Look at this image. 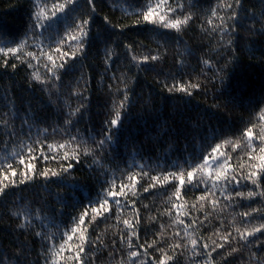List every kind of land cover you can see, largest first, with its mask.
Wrapping results in <instances>:
<instances>
[{"label":"snow or ice","instance_id":"1","mask_svg":"<svg viewBox=\"0 0 264 264\" xmlns=\"http://www.w3.org/2000/svg\"><path fill=\"white\" fill-rule=\"evenodd\" d=\"M85 4L88 8L77 12L78 0H31L30 22L22 36L12 37L0 24V72L7 75L9 70L16 73L24 68L29 86L40 85L49 103L55 97L59 108L52 123L51 115L34 109L31 102L20 116L10 88L0 96V136L4 137L0 197L37 175L44 178L45 189L53 182L64 189L55 194L59 208L48 203L50 190L35 210L23 197L4 204L0 222L7 217L9 223L0 232L15 239L9 240L10 248L0 244V264H180L181 257L188 264H264V83L258 92L240 85L233 88L228 72L239 60L241 32L247 34L243 51L252 59L259 53L264 66V0H259V8H247L246 0H218L200 15L191 10L195 0L187 6L184 0H145L132 10L134 24L151 25L156 35L174 43L175 64L167 72L163 65L168 47L163 45L137 55L133 45L124 44L127 55L113 67L121 59L120 45L113 46L115 33L109 28L118 26L104 16L100 30L93 34L96 3L85 0ZM123 10L127 14L128 9ZM197 22L206 42L193 49L183 36ZM101 45V86L110 81L106 87L111 97L109 118L99 131L82 130L79 125L90 121L91 115L90 78L81 71V62ZM197 51L201 55L189 71V60L196 58ZM147 71L163 77L156 83L170 96L181 94L177 99L190 100L201 93L207 97L215 89L213 102L204 109L207 116L175 128L166 122L155 125L152 149L164 163H149L152 157L144 153L145 145L132 137L136 148L132 162L121 168L119 155H112L105 168L103 158L113 144L120 143L137 102L138 74ZM65 77L69 100L75 98L76 107L60 104ZM151 104L149 98L142 105L149 114ZM237 108L245 115L236 116ZM41 160L54 162L58 170H39ZM81 164L90 172L102 169L95 177L100 189L95 197H78L80 186L69 179L75 165ZM157 196L163 197L158 206L154 200L143 202ZM84 199L83 210L77 211ZM69 207L76 214L67 212ZM100 223L106 224L103 231Z\"/></svg>","mask_w":264,"mask_h":264},{"label":"trees","instance_id":"2","mask_svg":"<svg viewBox=\"0 0 264 264\" xmlns=\"http://www.w3.org/2000/svg\"><path fill=\"white\" fill-rule=\"evenodd\" d=\"M78 2L80 7L77 9V12L88 8L85 4V0H78ZM144 2L145 0H95L97 12L94 17L92 32L95 34L100 30L104 16H107L112 21V24L118 26L116 28H109V31L115 33L112 37L114 41L113 46H115L116 43L120 45L118 52L120 53L121 59L118 60L117 64L113 67L120 66L121 61H123L127 55V51L123 47L124 44L133 45V50L137 55L147 54L150 51L154 52L157 47L161 45L168 47V57L163 65V70L167 72L170 69H173L175 64L174 43H169L166 38L156 35V33L153 32L151 25H146L144 23L138 25L134 24L135 17L132 15V10L138 8L140 4ZM184 2L187 6L189 0H184ZM217 2L218 0H195V7L191 10L197 15H200L202 11H207L215 6ZM245 6L247 8H252L253 6L259 8V0H246ZM125 8L128 9L127 14H125V11L123 10ZM30 12L31 0H0V24L4 26L5 31L11 33L12 37L22 36L29 25ZM121 27L123 28V34L120 33ZM157 31L163 32L164 30L158 29ZM62 33L63 21H61V34ZM246 35L247 34L244 32L240 33L241 39L238 43L241 50L237 53L239 60L234 67L229 68V78L233 88L240 85L245 91L251 92L254 90L258 92L260 85L264 83V66L261 64L259 53H256V59H252L249 53L243 51L246 43L243 38ZM183 40L193 49H197L201 43L206 42V38L202 40L199 22L192 25V28L183 36ZM160 51L163 52L164 47H160ZM200 55L201 53L197 51L196 58L189 60V71L191 67L196 66ZM103 61L104 54L103 46L101 45L99 50L96 48L90 50L87 59L81 62L84 65L81 71H83L86 79L90 78V90L87 95L90 96L88 104L91 115L90 121L85 120L79 125L82 130L95 129L96 131H99L103 121L109 118L111 97L106 95V87L110 81L106 79L103 86H101L100 81V75L104 73ZM157 67H160V65ZM196 70L199 72V68ZM41 72H43V69H41ZM132 72L135 74L136 69L133 68ZM192 74L194 75V73ZM79 75L80 71H77L76 76ZM108 75L110 76L111 73H108ZM157 79L163 80V77L158 78L152 71L140 72L138 74V81L135 85V94L138 98L137 102L132 110V115L129 117V121L125 123L124 129H122L123 135L120 143L113 144L112 148L109 150L110 154L105 155L103 158L102 162L105 168L109 167V161L111 160L112 155H119L117 163H119L121 168L132 162V154L136 151V148L132 146V137L136 138V143L138 145L141 143L145 145L144 153L151 155L152 157L151 161H148L149 163L153 165L164 163L163 161L156 159L157 153L152 149V141L150 140V137L155 134V125L166 122L169 127L175 128L180 125H191L196 122L197 117L203 116L206 118L207 114L204 112V109L208 108L213 102L212 96L215 93V89L211 90L207 97L201 93L195 95L194 98L190 100L188 98L177 99L176 97L181 94L170 96L166 90L162 91L161 85L156 83ZM185 79H187V77H185ZM67 84L68 78L65 77L63 84L60 85V90L64 93L60 98V104L64 105L65 103H70L72 107H76L78 101L75 98L69 100L68 90L65 87ZM216 87L220 88L221 86L217 84ZM6 88H10L12 93H14L17 106L19 107L20 116H23L27 111V104L31 102L34 109L41 111L42 114L51 115V122H55V114L59 111V108L55 103V97H53V102L49 103L48 94L42 90L40 85L33 84L30 87L29 76L24 68H20L16 73H12L11 70H9L7 75L0 72V96H3ZM53 91H55V89ZM149 98L152 100L150 114L142 107L144 102ZM0 115H2V113H0ZM235 115L242 116L245 115V113L242 109L237 108L235 110ZM15 124L19 127L20 120L17 119ZM40 127L43 128L44 125H40ZM34 135L35 131L33 132V136ZM3 139L4 137L0 136V140ZM126 142L128 144L127 148H125ZM182 144L183 141H181V146ZM12 147V145H9V151ZM162 147H165V145H162ZM2 148L3 145L0 144V149ZM17 150H19V148ZM23 151H27L26 146ZM2 156H4V152L0 150V157ZM136 162H141L139 157L136 158ZM168 163H171V161H168ZM37 167L41 171L44 167L58 170V166L54 162H48L46 164L42 160L39 161ZM101 170L102 169H98L97 172H90L83 164L75 165V169L69 179L70 181L74 179L80 186V191L77 193L78 197L83 198L88 197L89 195L95 197L96 192L100 190L95 177ZM157 171H159V169H157ZM117 175H119V173H117ZM51 179L53 181L57 180V178ZM101 182H103L102 177ZM45 183L44 178L37 175L34 181L29 182L26 185H19L16 189L9 190L7 197H0V216L5 215L4 204L6 202L10 204L12 200H17L21 197L24 198L25 203L31 202V206L35 210L43 203L40 201V197L46 196L48 190L52 193V197L48 199V203L59 208L60 206L56 203L55 194L57 192L63 193L64 189L58 187L55 182L48 183L47 189H45ZM172 190L173 189L171 188L168 189L169 192ZM189 197H192V193H189ZM162 199V196H157L155 198L148 197V199L143 202L147 203L154 200V203L158 206L161 204ZM71 203L72 202L70 201V204ZM84 203H87L86 199L83 200V203L77 205V211L83 210ZM255 206L256 205H253V207ZM66 211L71 214H76L72 211L71 207L66 209ZM153 211H155V208ZM8 223L9 220L5 217V219L0 222V227H5ZM45 223H47V221ZM109 223L114 224L115 221L111 220ZM105 227V223L99 224V230L103 231ZM49 230L55 231L54 228ZM12 239H15V235L6 237L4 232H0V244H3L5 247L10 248L9 240ZM24 239H26L25 236H20V240ZM180 264H188V262L184 257H181Z\"/></svg>","mask_w":264,"mask_h":264}]
</instances>
